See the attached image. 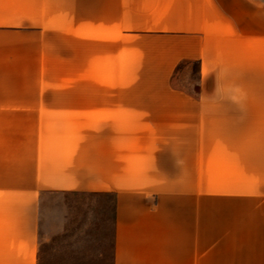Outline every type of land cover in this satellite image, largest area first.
<instances>
[{
    "label": "crops",
    "instance_id": "0c3cea01",
    "mask_svg": "<svg viewBox=\"0 0 264 264\" xmlns=\"http://www.w3.org/2000/svg\"><path fill=\"white\" fill-rule=\"evenodd\" d=\"M20 4L0 0V35L17 32ZM108 12L109 27L112 14L155 21L142 32L173 39L169 70L196 63L197 88L0 93V264H39L49 196L112 199L111 264H264V0H115Z\"/></svg>",
    "mask_w": 264,
    "mask_h": 264
},
{
    "label": "rangeland",
    "instance_id": "374dc122",
    "mask_svg": "<svg viewBox=\"0 0 264 264\" xmlns=\"http://www.w3.org/2000/svg\"><path fill=\"white\" fill-rule=\"evenodd\" d=\"M26 1L11 7L15 17H22L9 27L17 32L0 35V93H165L197 88L196 63L179 62L170 71L176 53L173 39L142 32V27L156 24L148 16L112 14L111 20L117 16L115 28L108 19V7L115 0H38L37 6ZM5 120L1 118L0 125ZM112 203L103 197H45L39 264H111ZM105 204L111 207L105 209ZM63 223L64 229L57 232ZM199 245V252L223 249L220 244Z\"/></svg>",
    "mask_w": 264,
    "mask_h": 264
}]
</instances>
